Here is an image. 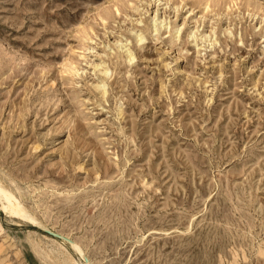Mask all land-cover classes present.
I'll return each instance as SVG.
<instances>
[{
	"label": "rangeland",
	"instance_id": "rangeland-1",
	"mask_svg": "<svg viewBox=\"0 0 264 264\" xmlns=\"http://www.w3.org/2000/svg\"><path fill=\"white\" fill-rule=\"evenodd\" d=\"M0 183V264H264V0H0Z\"/></svg>",
	"mask_w": 264,
	"mask_h": 264
},
{
	"label": "bare ground",
	"instance_id": "bare-ground-1",
	"mask_svg": "<svg viewBox=\"0 0 264 264\" xmlns=\"http://www.w3.org/2000/svg\"><path fill=\"white\" fill-rule=\"evenodd\" d=\"M0 208H2L3 210H5L7 213H10V214H13V215H18V216H21L23 218H27L28 220L32 221V223L34 225H40V226L43 225L42 222L39 220V218L35 217L23 205V203L21 202V200L19 198H17L15 196V194L11 190H9L5 186H3L1 183H0ZM0 228H1V224H0ZM64 237H66V236H64ZM66 238H68V237H66ZM72 247H74V249L76 251H78L79 253H81V254L83 253L82 248H81V246L79 244H77V243L74 242ZM84 256H86V254ZM74 264H79V263H77L75 261ZM83 264H92V263L90 261H86V263H83Z\"/></svg>",
	"mask_w": 264,
	"mask_h": 264
}]
</instances>
